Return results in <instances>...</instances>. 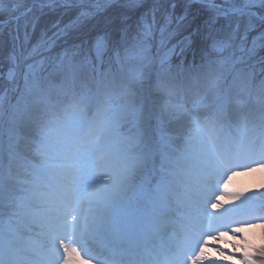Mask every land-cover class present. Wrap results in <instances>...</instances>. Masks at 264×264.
Here are the masks:
<instances>
[{"label":"snow or ice","instance_id":"obj_1","mask_svg":"<svg viewBox=\"0 0 264 264\" xmlns=\"http://www.w3.org/2000/svg\"><path fill=\"white\" fill-rule=\"evenodd\" d=\"M249 173L264 0H0V264H264Z\"/></svg>","mask_w":264,"mask_h":264},{"label":"bare ground","instance_id":"obj_2","mask_svg":"<svg viewBox=\"0 0 264 264\" xmlns=\"http://www.w3.org/2000/svg\"><path fill=\"white\" fill-rule=\"evenodd\" d=\"M243 170H241L242 172ZM262 180H264V176H262L261 173H249V174H241L238 175L237 177L234 178V184L238 187L241 188H248L250 185L252 186H257ZM219 194V193H218ZM223 207L216 210V209H212V211H220L222 214L227 216V220L223 221V223H225L226 225H229L231 227H238L240 226V221H243L246 217L243 214H233V210H232V201L229 198H224V200L221 201ZM219 231L221 232H225L226 235L224 237L225 241H230L232 239H234L231 235V233H229L227 231V227H221L219 229ZM259 233H260V229L259 228H255V229H249V234L251 236L254 237H259ZM218 243H222L221 241H211L210 244L211 245H215ZM228 244L224 245L227 246ZM231 247V245L229 246V248ZM239 257H236V259ZM238 260V259H237Z\"/></svg>","mask_w":264,"mask_h":264},{"label":"rangeland","instance_id":"obj_3","mask_svg":"<svg viewBox=\"0 0 264 264\" xmlns=\"http://www.w3.org/2000/svg\"><path fill=\"white\" fill-rule=\"evenodd\" d=\"M148 6H150V5H148ZM39 32H40V28L38 27L37 28V31H36V33L34 34V37H33V43H35V40H36V38H38V36H39ZM175 42V41H174ZM3 55H6V52L3 54ZM187 59L189 60V61H191L192 60V54L191 53H189L188 54V56H187ZM255 186V185H254ZM253 185L251 186H249L248 188H252V187H254ZM254 237V236H253ZM255 238V242L258 244L260 241H259V237L257 236V237H254ZM230 246V244H228L227 245V247H229ZM237 259H239V258H237ZM241 264H242V262H241Z\"/></svg>","mask_w":264,"mask_h":264}]
</instances>
